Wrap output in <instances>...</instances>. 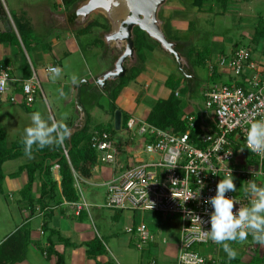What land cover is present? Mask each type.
I'll list each match as a JSON object with an SVG mask.
<instances>
[{
  "label": "built area",
  "instance_id": "1",
  "mask_svg": "<svg viewBox=\"0 0 264 264\" xmlns=\"http://www.w3.org/2000/svg\"><path fill=\"white\" fill-rule=\"evenodd\" d=\"M217 71L230 73L229 84L211 85L205 90V105L198 116L193 111L185 116L188 127L185 134L162 131L130 119L123 130L135 139V148L137 145L140 152L121 160L123 145L116 143L106 128L90 133V148L97 158L93 170L100 169L101 165L111 168L112 178L103 186L106 189L104 207L114 212L169 216L180 223L179 254L173 264H229L221 246L205 234L210 228L207 221L212 209L204 201L215 195L216 184L227 172H231L237 188L225 194L239 201V205L234 204V212L239 206H250V200L256 198L247 188L249 181L264 185V150L252 151L246 144L250 123L264 119V59L254 58L248 48H238L209 65L210 77ZM47 73L52 74L48 69ZM0 80L4 81L0 84V105L19 104L33 109L38 98H44L35 76L27 81L17 80L7 67L0 69ZM184 86L185 83L176 90V98L181 99ZM197 120H201V132L193 136ZM63 150L68 158L64 146ZM139 155H145L146 160H141ZM173 156L174 167L168 165ZM74 177L78 189L82 180ZM78 191L79 202L63 204L76 217L89 208ZM126 233L135 235L140 252L155 240L143 225L127 228ZM249 237L245 252L253 258L263 257L264 247L249 241ZM206 246L214 248L212 253L201 252ZM147 264L161 263L152 259Z\"/></svg>",
  "mask_w": 264,
  "mask_h": 264
},
{
  "label": "rangeland",
  "instance_id": "2",
  "mask_svg": "<svg viewBox=\"0 0 264 264\" xmlns=\"http://www.w3.org/2000/svg\"><path fill=\"white\" fill-rule=\"evenodd\" d=\"M2 4L1 7L3 9V14L0 15L2 17L9 16L8 11L13 17L16 12H19V16H24L31 25L35 27L34 30V38L38 39L39 47H48L50 45L51 38L55 35V32H62L63 35L67 33L64 31L68 26L71 25L72 28H74V33L78 36L77 30H80L83 27H86L90 23L97 21L101 25L107 24V27L109 28L108 31L101 28H94L91 31L92 35H85L79 37L78 43L82 48V51L79 54L73 55L69 62L66 61L65 64V74L64 76L59 75L56 77L55 80L50 79L51 84L43 83L42 89H43V97H39L37 100V103L34 106V110L32 112H27L20 106H17L15 104H5L4 106L0 105V129H2L7 136V142L8 144H11L12 142H15L16 140H23L24 138V129L26 127L32 126L31 121V114L33 112L39 111L41 113V116L43 119L48 120L49 117L52 119L49 122V124L62 121L67 126L71 125V123L75 120V117L77 116V113L79 111L78 106L74 101L67 102V100H64V93H62V89L60 85L64 84V82H75V80H79L81 77H83L86 74V79L88 82H91L94 77L97 78V80H102L106 77V75L110 72H112L115 68V64L117 62V56L118 51L115 48V44L108 45L104 41V36L108 34L110 31V24L105 19L104 15L101 13L93 14L89 20H87L83 25L81 24H70L68 21L69 16L67 15L68 24H59L55 19L56 16V10L54 8V5L58 4L61 6V0H1ZM193 0H169L167 5L177 3L178 5L183 6L184 10L183 12L176 11L172 13L171 15V22L170 25L174 24V30L173 33L176 35L178 40L185 42L186 51L192 50L191 52H197L199 51H212L211 55L219 52L227 53L230 48L234 47L233 45L235 43L239 44V48H248L250 51L254 54H256V51L254 50V47L251 43V39L254 34V28L257 25V22L259 19L264 17V0H233L232 4V10H234V13L231 15H215V14H204L198 13L197 9L193 7L192 5ZM258 6V12L253 11L254 6ZM165 6V7H166ZM238 6V7H236ZM164 7V8H165ZM164 8L161 10L160 16L164 14ZM235 8H237L235 10ZM239 10V11H237ZM17 12V13H18ZM65 14L62 16L64 17ZM10 23V20H8ZM6 26V21L1 20L0 23V32L4 27ZM80 28V29H79ZM168 37L169 34L166 32ZM66 36V35H65ZM171 39V37H169ZM98 39L100 40V43L94 44V40ZM104 43V45H103ZM232 44V45H230ZM255 46V45H254ZM4 47V46H3ZM41 47V48H42ZM189 47V48H188ZM24 50V48H23ZM23 54L26 57V52L23 51ZM18 51V50H17ZM151 52V50H147ZM10 52V50H9ZM215 52V53H213ZM229 52V51H228ZM11 53H14L13 50H11ZM17 56L15 59L13 58L12 66L19 67L21 66V61L23 59V55L21 53L16 52ZM32 54L31 50L28 51V55ZM227 54L226 56H228ZM145 56V54H144ZM182 56V55H181ZM256 56V55H255ZM146 61V57H145ZM25 63L27 64V59L25 60ZM216 63V62H215ZM214 63V64H215ZM138 66V70H140L138 73H142L144 71V64L145 62ZM126 70L129 69L130 64L127 62ZM133 64H131L132 66ZM191 68H190V67ZM189 66L185 68V71H181L179 68L178 70L180 72L184 73L186 72V75L189 77L187 73H191L192 77V87H193V94L190 98L189 92H184L185 88L188 87L187 80L182 81L185 83L186 86L181 91V104H182V110L185 112L186 116H188L189 107H193V114L195 117L198 116L201 109L204 108L205 100H204V90L207 89L209 84L213 83V81L209 77V67L206 65L198 66L194 62V58L191 59ZM113 69L112 71H110ZM12 71V70H11ZM178 71V72H179ZM181 74V73H179ZM193 74V75H192ZM89 76V77H88ZM185 76V75H184ZM75 77V80L73 79ZM88 77V79H87ZM195 78V80H193ZM133 79L132 81H134ZM108 82V81H107ZM56 84L57 87L53 88V84ZM78 84V83H76ZM80 84V83H79ZM91 83H87L84 86H81L79 89L80 91V101L79 104L81 105V108L85 113H87L89 118L88 123V132H94L95 129H103V128H111L114 130L115 128V120L113 118V115L110 112H106V110L109 108V103L106 108H100L99 105L103 106L100 101V98H102V93H99V87L97 84L95 86L91 85ZM111 84L110 82L107 83V85ZM226 84L227 83L226 81ZM94 85V84H93ZM221 85V81H216L212 84V86ZM103 92L106 93L105 89H103ZM189 102L191 103V106L189 105ZM104 107V106H103ZM81 114V113H80ZM80 116V115H79ZM77 118V117H76ZM53 137H55V133L52 134ZM127 138V133L122 130L115 132L114 140L116 143H123ZM54 144L55 141H53ZM64 144H67L66 139L63 141L62 144H60L62 147ZM128 145V142L126 143ZM38 159L36 155L30 154L24 157H21L13 162H8L3 166V173L6 177V183L4 182V191L2 194H0V204H4L5 198L9 201V199L13 202V195L12 192H8L7 187L11 183H18V185L23 188L24 186V178L27 177L26 173L20 174L17 179H11L8 177V175L12 172H17L19 166H25L27 164H31L33 162H37ZM101 168L103 170H107L109 172L110 167H107L106 165H101ZM18 173V172H17ZM54 173H57V169L54 170ZM108 176V175H107ZM106 176V177H107ZM109 178V177H108ZM263 181V180H262ZM95 182V181H93ZM264 184V183H263ZM78 189L82 192L83 199H85L89 204H98V208L96 207H90L89 212L94 213L95 217L96 215H100L99 219L95 220L96 222V229L95 231H99L101 234H105L104 236H108L113 234L114 232H118L121 235H126L127 237H133L134 234H128L126 233V228H122L120 224H122L125 219L131 220L132 215L134 219L135 226L141 225V223L146 224L149 227L160 229V226L163 227L162 231L165 232L164 234L167 235V231L165 229H169L168 231L177 233V235L180 234L181 227H179L177 224H173V226L168 224H165L163 218L167 216H161L158 214L153 213H143V212H125V216H118L117 218L120 221L113 220L111 218L112 214L115 213L112 210L106 209L104 207L105 205V188H93L88 185L83 184V182L80 181V184L78 185ZM93 192V195H92ZM35 195V193L33 194ZM236 196H240L239 192L235 193ZM103 204V205H102ZM102 205V207H101ZM5 206V205H4ZM16 209V208H15ZM17 210V209H16ZM132 214V215H131ZM38 222V221H37ZM119 222V223H118ZM175 223V219L173 221ZM177 223V222H176ZM127 223L125 222L123 226H125ZM130 224V222H129ZM159 225V228H158ZM165 226V227H164ZM165 228V229H164ZM124 233V234H123ZM59 236V235H58ZM57 235L54 236V240H57L59 237ZM169 237V236H168ZM58 241V240H57ZM162 239L160 237L156 238V242L158 243V246H162V248L159 249L158 254L157 251H153L152 255H156L157 261L162 264L167 263L168 259L166 258L167 255L164 253L163 250H165L166 245H161ZM104 242L107 243V237L104 239ZM169 243H171L169 239ZM232 248L236 250L237 255H240L242 257V263L241 264H248L250 261H252V254H247L245 252V249L248 248L247 241L240 243V242H234L229 243ZM222 249V247H221ZM214 250L213 247L206 246L203 249H201V252L203 254L212 253ZM223 254L226 252L222 249ZM137 254L140 252H136ZM101 257H107L110 264H115L116 260L113 259L110 255H103ZM139 257V255H138ZM165 257V258H164ZM105 260V258H102V262ZM146 261V260H145ZM99 263V262H97ZM108 263V264H109ZM99 264H107L105 263H99ZM117 264V263H116Z\"/></svg>",
  "mask_w": 264,
  "mask_h": 264
},
{
  "label": "crops",
  "instance_id": "3",
  "mask_svg": "<svg viewBox=\"0 0 264 264\" xmlns=\"http://www.w3.org/2000/svg\"><path fill=\"white\" fill-rule=\"evenodd\" d=\"M56 5L58 7L55 10L58 13H56L55 19L58 22H60L59 24L67 25L68 24L67 22L68 14L66 13L62 5L61 6H59L58 4ZM236 9L237 8H235V10ZM164 11L165 12L162 16V19L164 21L163 23L166 26L169 37H171L172 41H177L185 47L186 46L185 42L178 40L176 35L173 33V31L175 30L173 26L174 24L172 25L169 24L171 22L170 19H171L172 13L176 11H180V12L185 11L183 6L178 5L177 3L170 4L164 8ZM253 11L258 12L257 5L253 7ZM17 12L14 16L21 17L19 16V12L18 13ZM197 12L202 13L203 16L204 14L219 15L218 9L215 7V5L210 4V3L208 4L206 3L204 7H202V10L200 11L197 9ZM232 13H234V10H232V7H230L229 9L226 10L225 14L223 15H226V14L231 15ZM63 14H65L64 20L62 18ZM8 15L9 16L7 18L8 20H10L11 27L13 28L14 32H16V29H15V26H14V23H13V20L11 18L9 11H8ZM262 19H264V17H262ZM0 23H1V20H0ZM66 27L67 28L64 30L67 32L65 33L66 36L63 35L62 32H55V35L51 38L50 45L47 48L42 47V46L41 48L36 45L37 46L36 48L34 47L31 48L32 54L29 53L28 55L26 53V57L22 52L23 47H10L9 45L0 44V63L3 61L8 62L9 63L8 67L12 70V73H11L12 76L17 80L27 81V79H24V76L26 78V75H28L30 76L29 79L35 76L37 80L39 81L41 87L44 82L47 84H51L50 77L53 74L47 73V69L49 68V66L59 67L61 69L60 75L62 74L61 76H64L65 74V64L64 63H66V61L69 62L70 58L73 55H76V54L80 55V52L82 51L81 49L82 47L78 44L80 43L79 42L80 36L73 34L74 28H72L71 25H68ZM7 28H8V25L5 26L4 29H2L0 34L6 32ZM32 29L33 31L35 30L34 25L32 26ZM88 35H92V34L90 33ZM96 40L99 41L98 39H95V41ZM11 50H13L14 53H11ZM262 50H263V42L255 50L256 54H254V58H256L257 60H260V59L263 60L264 56H262L261 54ZM15 51L23 55L24 60L21 61V66L19 67H16V65L15 67L12 66V63L10 62L12 61L13 58L15 59V57L17 56ZM228 51L227 53L220 52V54L219 52L217 53L213 52L215 53L213 55H211V52H212L211 51L210 56L208 57L205 65L209 67L210 64H214L219 56L221 55L226 56L227 54L233 51V48L231 47L230 50ZM144 54L146 57V61L144 64V71L140 73L134 81H131V83L122 91V93L119 95V97L115 101V107L117 109L116 112H120L121 115L123 114L125 117L128 118V120L136 119L146 124V120L148 116L150 115L151 111L156 106V104L162 100L166 101L172 93V91L169 90L165 86L166 81L169 79L170 76H176L178 79H181V75L178 72V65L175 62V60L172 57L167 56L160 48L156 50H151V52L145 50ZM26 59L28 61L27 64L25 63ZM187 63L189 66L188 61ZM112 70L113 69H111L110 71ZM110 73H108L107 75H109ZM230 76H231L230 73L221 72V71L215 72L213 77H210L209 75L213 83H215V81H221V83H226L227 81V83H229ZM65 77H66V74H65ZM84 79H86V74L83 77H81L79 80H75V82H69V83L64 82V84L60 85L62 89V93H64L65 95L64 100L65 101L67 100V102H72L75 100L76 102V98L78 94V101H80V91L78 88H80L81 86H84L87 83L89 84L93 82L94 85L92 84L91 87L95 86V84L97 85L99 84L98 85L100 86L98 89L99 93L103 94L102 98H100V101L102 102L101 104L104 107L101 105H99V107L106 108L108 106L107 104L109 103V106H108L109 108L106 110V112H110V102L111 101H110V98L107 92L106 93L103 92V89H105L106 86L107 87L109 86L110 88L112 87L111 84L107 85L108 82L112 83L111 82L112 79L109 78L108 80L105 81L104 84L102 83L103 79L97 80L96 77H94L91 82H88L87 80H84ZM213 83L209 84V86L207 87L208 88L211 87ZM183 84L184 83L180 80V86L178 88H181ZM54 87H57L55 83L53 84V88ZM178 88L176 86V90ZM188 98H190V95L188 96ZM189 105L191 106L190 102H189ZM1 106H4V105H1ZM17 106H20L21 108L24 107L19 104ZM180 107L182 110V104L180 105ZM193 110L194 109L191 106L189 107V112L187 113H191ZM182 113L184 116H186L183 110H182ZM76 117H75V120L71 123L72 126H74L77 119L82 118L79 112L77 113ZM133 140L135 139H132V136H129V134H127V138L123 142V144L119 143L120 145H123L122 148L119 147L123 149L122 153L124 155L123 158H120L121 160H125L126 157H132V155H137L138 152H140V150L137 149V145L135 148V145H134L135 142ZM127 142H128V145H126ZM52 145H54V143L50 144V146ZM139 158H141V160H146L145 155L144 156L139 155ZM20 167L21 165L19 166V168ZM19 168H18V171H19ZM17 172L10 173L8 177L11 174H15ZM55 178L57 181H59L57 173L55 174ZM111 178H112L111 168L108 172L106 169L103 170L100 166V169L93 170L92 180L87 183H88V186L93 187L95 189L103 188V186L107 182H109ZM5 183H6V178H5ZM26 184H27V177L24 178V186ZM84 184L87 185L86 182H84ZM23 188H21L18 185V183H14V184L11 183L7 187V189H8V192H12L13 202L10 199L8 201L5 198L4 204H0V246L11 235H13L19 228H21L25 224H28L30 231H31L30 246L28 248L26 260L22 263H17V264H57L58 257L56 255L48 254V252L46 251V249L50 248L49 241H48L49 235L48 233H43L42 226H43L44 220L42 218V215L41 214L38 215L37 212L39 210H36V213L33 216H31L27 209V204L21 200L20 194ZM34 193L35 195H33V197L34 199H37L39 196L38 195L39 194L38 184L34 186L33 194ZM92 195H93V192H92ZM83 200L84 202H86V204L89 207L88 210L86 211L87 218L84 219V221H80L78 217L73 216L71 213V209L68 206L63 205L61 208L55 210L56 213L52 216V219L50 220V223H49L50 229L58 233L56 235L57 236L59 235L58 237H60L57 239L58 241L54 240V238H56L54 236L51 239L52 243L55 245L53 247V250L63 257L64 264H99V263H105V262H107L108 264L109 260L107 259V257H97L95 259H89L86 255V248L81 246L83 243L91 242L95 238H99L102 241V244L106 250L105 255H108V256L110 255L113 259L116 260L117 264H147L152 259L157 260L156 255L158 254L159 249L162 248V246H158V243L156 242L157 237H160L162 239L161 245L168 244L165 247L166 249L163 250L164 253H166L165 255L168 254V256H166L168 261L165 264H173L175 260L177 259V256L179 254V246H180V236L177 235V233L168 231L169 229L164 228L165 231L168 232L166 235L164 234L165 232L162 231L163 229L162 226H160V229H157V228H153L152 226L149 227L146 224L141 223V225L145 226L146 229L151 234H153L155 240H154V243L150 245V247L147 250L140 252L139 250H137V247H136L137 241L134 236L127 237L126 235H121L118 232H114L111 235L104 236L105 234H101L97 230L95 231L96 229L95 220L99 219L100 217L98 216L100 215H96L95 217V214L92 213V211L90 213L89 209L91 206L98 208L99 205L89 204L85 199ZM120 215L124 217L125 212ZM120 215L115 212L112 214L111 218L113 220L120 221L117 218ZM174 219L175 218L173 217L167 216L163 218L162 221H164L165 224H168V226L169 225L173 226V224H177V225L179 224L178 226L180 227V223L176 219H175V223H173ZM125 222L127 224L123 226ZM120 225L122 228H126V229L127 228L135 229L138 227V226L137 227L135 226L133 215H132L131 220L125 219V221ZM158 228H159V225H158ZM106 237H107V243L104 242V239ZM61 239L69 240L71 244L64 245ZM169 239L171 243H169ZM153 251H157V254L152 255ZM136 252H140V254L139 253L137 254ZM102 258H105L103 262H102Z\"/></svg>",
  "mask_w": 264,
  "mask_h": 264
},
{
  "label": "trees",
  "instance_id": "4",
  "mask_svg": "<svg viewBox=\"0 0 264 264\" xmlns=\"http://www.w3.org/2000/svg\"><path fill=\"white\" fill-rule=\"evenodd\" d=\"M87 0H61V5L68 14L72 15L78 8L80 4ZM233 0H193L192 5L199 11L207 3L215 5L220 14H225L226 10L232 6ZM0 0V15L3 14V9L1 7ZM58 6L54 5L56 9ZM16 29L14 32L11 24L8 21L7 16H0V20L6 21V26L8 28L6 32L0 34V44L9 45L10 47H23L25 52L31 48H36L39 45L38 39L34 38V31L30 22L24 17H11ZM162 19V15L160 16ZM164 22V21H163ZM96 28L105 29L109 28L105 25H101L97 21H94L87 25L85 28H81L77 31L79 36H85L91 33V31ZM164 34L166 35L168 41L176 44V51L180 53L186 60L190 63L191 59L194 58L196 65H205L208 57L210 56V51H197L191 52L192 50H187L183 45L177 41H172L167 36V29L164 24L163 26ZM134 46L136 50L137 61L132 66H129L125 76L122 79L115 80L112 79V87L109 86L105 88L109 98H110V111L115 120V113L117 111L115 107V101L122 93V91L131 83L133 79L140 74L138 73V66L140 63L145 62L144 51L145 50H156L160 46L153 42L144 32L140 31L138 28L134 29ZM94 44H102L99 41H93ZM263 42V50L261 52L264 56V19H260L254 28V34L251 39V43L254 44V50L260 46ZM37 45V46H36ZM104 45V43H103ZM233 50L239 48V44L235 43L233 45ZM223 56V55H221ZM127 64V63H126ZM9 63L3 61L0 63L1 68H7ZM126 69V65H124ZM179 71V70H178ZM12 73V71H11ZM181 73V79L176 76H170L166 81L165 86L172 91L170 97L166 101H159L154 109L151 111L150 115L146 120V124L162 130H170L175 134H185L187 131V121L181 110V101L176 98V86H180V80L186 81V76ZM189 76L191 73H187ZM193 75V74H192ZM30 76H24V79L29 80ZM195 80V78L193 79ZM192 80L188 82V87L185 88L184 92H189L190 97L193 94ZM216 82V81H215ZM27 112H32V110L24 108ZM128 118L123 114L121 115V129L126 128ZM89 118L86 114L85 118H79L75 122L74 126L69 125L68 127L73 132L68 138H66L67 144H64V148L67 151L68 158L64 155L63 147L60 144H54L52 146L48 145L43 148H38L36 144L32 145L30 154L36 155L38 161L31 164H27L19 168L18 173L11 174L10 178H16L22 173L27 175V184L21 191V200L27 204V209L31 216L39 210L38 215L41 214L44 220L42 230L43 233H48V241L50 248L46 249L48 254L56 255L58 257L57 264H64L63 257L53 250L55 246L52 243V238L56 233L50 229L49 223L52 216L56 213L55 210L61 208L64 202L68 204L77 203L80 201V193L75 185L76 175L84 182H90L92 180V172L97 164L96 153L90 148V134L88 132ZM201 120L196 121V128L192 131L193 136L199 134ZM74 127V128H73ZM74 130V131H73ZM106 131L112 136H115L114 130L111 128H106ZM29 154V155H30ZM27 156L25 154V145L23 140H16L11 144L7 142L6 133L0 129V194L4 191L5 175L3 173V166L8 162L16 161L17 159ZM57 169V176L59 181L56 180L54 170ZM38 184L39 186V196L37 199L33 197L34 186ZM88 185V184H87ZM68 211V210H67ZM86 211H82L78 216L80 221H84L87 218ZM122 214L123 212H116ZM60 238V237H59ZM64 245H70L69 240L61 239ZM249 241H252V237H249ZM31 242V231L28 224L23 225L19 228L13 235H11L1 246H0V264H17L22 263L26 260L28 248ZM253 242V241H252ZM254 243V242H253ZM81 246L86 248V255L89 259H95L106 254V250L99 238H95L91 242L83 243ZM143 252V251H142ZM223 253V252H222ZM224 258H228L227 253L223 254ZM229 264H241L242 257L236 254V257L229 259ZM248 264H264V256L259 258H253Z\"/></svg>",
  "mask_w": 264,
  "mask_h": 264
},
{
  "label": "clouds",
  "instance_id": "5",
  "mask_svg": "<svg viewBox=\"0 0 264 264\" xmlns=\"http://www.w3.org/2000/svg\"><path fill=\"white\" fill-rule=\"evenodd\" d=\"M48 71L53 74L50 78L55 80L60 75L61 69L49 66ZM73 79L75 80V77ZM3 83L4 81L0 80V84ZM25 90L27 91V87ZM51 119V117L48 120L43 119L39 111L31 114L32 126L24 129L23 143L26 155L30 154L33 144L38 148L48 146L53 141L62 144L71 135V129L65 123L58 121L49 124L48 121ZM53 133L56 134L55 137ZM246 144L252 151L264 150V119L250 123ZM174 162L173 156L169 159L168 165L174 167ZM247 188L256 198L250 200V206H239L234 212V204L239 205V201L234 196L229 197L225 194L235 192L237 188L231 172H227L216 184L215 195L204 201L212 209L208 213L207 221L210 228L205 234L222 247L229 259L235 258L237 253L227 243L228 241L243 243L251 236L254 243L264 247V185L258 186L256 182L249 181ZM195 217L198 221H202L200 217Z\"/></svg>",
  "mask_w": 264,
  "mask_h": 264
},
{
  "label": "water",
  "instance_id": "6",
  "mask_svg": "<svg viewBox=\"0 0 264 264\" xmlns=\"http://www.w3.org/2000/svg\"><path fill=\"white\" fill-rule=\"evenodd\" d=\"M169 0H87L80 4L77 10L69 16L70 24L83 25L89 18L96 13L104 15L110 24V31L104 36V41L108 45L115 44L118 51L117 62L114 70L107 75L106 80L122 79L127 70L124 65L126 62L135 64L137 61L136 50L134 46V29L138 28L144 32L153 42L160 46V49L169 57H172L181 71H185L188 63L180 53L176 51V44L168 41L163 31L164 23L160 19L161 10L166 6ZM63 20L65 17H62ZM187 82L192 80L187 76ZM78 109L82 118L86 117L85 112L78 103V94L76 98ZM121 126V113H115V130L119 131ZM73 132L71 131V134Z\"/></svg>",
  "mask_w": 264,
  "mask_h": 264
},
{
  "label": "flooded vegetation",
  "instance_id": "7",
  "mask_svg": "<svg viewBox=\"0 0 264 264\" xmlns=\"http://www.w3.org/2000/svg\"><path fill=\"white\" fill-rule=\"evenodd\" d=\"M127 63V62H126ZM129 64H130V66H131V63L130 62H128Z\"/></svg>",
  "mask_w": 264,
  "mask_h": 264
}]
</instances>
